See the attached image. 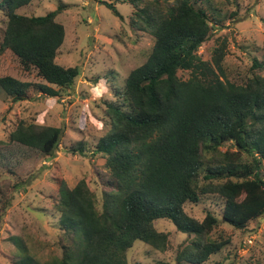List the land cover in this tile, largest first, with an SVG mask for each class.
I'll use <instances>...</instances> for the list:
<instances>
[{
    "label": "trees",
    "instance_id": "1",
    "mask_svg": "<svg viewBox=\"0 0 264 264\" xmlns=\"http://www.w3.org/2000/svg\"><path fill=\"white\" fill-rule=\"evenodd\" d=\"M32 1L0 0V56L11 53L22 70L34 71L44 83L0 77V89L12 102L34 92L68 94L80 74L56 62L66 36L56 21L63 6L43 16L18 13ZM125 3L131 8L128 26L151 36L153 46L120 88L111 83L110 99L102 100L106 134L70 149L84 158L103 157L100 201L84 179L69 188L54 178L48 207L57 216L61 256L41 263L22 239L12 238L19 258L11 264H128L135 241L157 252L168 249L169 235L155 227L161 220L187 236L175 263L203 264L230 243L215 237L219 223L242 231L264 217V75L252 71L241 84L226 79L225 40L217 41L210 61L198 54L214 31L211 0ZM105 6L124 20L112 3ZM253 66L264 71L263 62L254 60ZM109 75L107 82L116 80ZM63 136V128L19 121L8 143L52 156ZM205 197L223 204L220 218L206 212L198 221L187 214L186 204Z\"/></svg>",
    "mask_w": 264,
    "mask_h": 264
},
{
    "label": "rangeland",
    "instance_id": "2",
    "mask_svg": "<svg viewBox=\"0 0 264 264\" xmlns=\"http://www.w3.org/2000/svg\"><path fill=\"white\" fill-rule=\"evenodd\" d=\"M105 3H112L124 20ZM60 5L63 8L56 21L65 27L66 36L56 62L64 68L79 69L73 89L60 97L34 92L20 102H12L0 89V264H11L19 258L12 238L22 239L41 263L61 256L57 216L48 207L49 197L55 193L54 178H61L69 188L84 179L100 201L103 157L88 153L84 158L70 149L95 144L106 134L102 100L110 99L113 81L120 88L130 71L145 61L154 43L148 34L130 29L127 21L131 8L125 0H33L18 13L43 16ZM207 10L214 31L198 50L202 59L210 61L217 41L225 40L226 79L241 84L252 71L264 75L253 66L254 60L264 63V0H211ZM4 26L0 11V36ZM110 72L116 80L107 82L104 75ZM5 76L44 84L34 71L22 70L7 51L0 56V77ZM19 121L63 128L57 151L45 156L8 143V135ZM222 206L217 199L205 197L197 205L186 204L184 208L190 217L202 221L206 212L220 218ZM155 227L169 235L168 249L157 252L135 241L127 252L128 264H176V254L186 244L187 236L163 220ZM219 235L229 238V245L203 264H264V217L242 231L219 223L215 237Z\"/></svg>",
    "mask_w": 264,
    "mask_h": 264
},
{
    "label": "built area",
    "instance_id": "3",
    "mask_svg": "<svg viewBox=\"0 0 264 264\" xmlns=\"http://www.w3.org/2000/svg\"><path fill=\"white\" fill-rule=\"evenodd\" d=\"M248 243H251V241L249 240Z\"/></svg>",
    "mask_w": 264,
    "mask_h": 264
}]
</instances>
